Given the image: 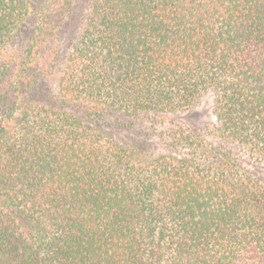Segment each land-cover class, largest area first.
<instances>
[{
  "label": "trees",
  "instance_id": "16d2710c",
  "mask_svg": "<svg viewBox=\"0 0 264 264\" xmlns=\"http://www.w3.org/2000/svg\"><path fill=\"white\" fill-rule=\"evenodd\" d=\"M0 264H264V0H0Z\"/></svg>",
  "mask_w": 264,
  "mask_h": 264
},
{
  "label": "rangeland",
  "instance_id": "374dc122",
  "mask_svg": "<svg viewBox=\"0 0 264 264\" xmlns=\"http://www.w3.org/2000/svg\"><path fill=\"white\" fill-rule=\"evenodd\" d=\"M31 29V25L30 23L26 25V27H24L21 32L19 33V41H21L22 39H25L26 36L28 35V33L30 32ZM212 107V99L210 97L205 98L199 105L197 108L187 111V112H183L179 115H177L175 117L176 121H181V122H191L192 120H195V117L197 115H203V117L210 112V109ZM203 117L198 118L202 119ZM205 119V118H204ZM133 130V131H132ZM137 132V134H136ZM114 134L116 136L117 139L121 140V141H126L127 139L129 141L132 142V139H136L138 134H139V130L138 129H131V131H126V130H122V131H114ZM131 140L129 139L130 137H132Z\"/></svg>",
  "mask_w": 264,
  "mask_h": 264
}]
</instances>
